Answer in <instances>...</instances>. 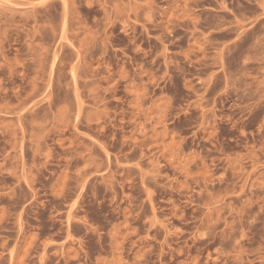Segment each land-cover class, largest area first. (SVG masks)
I'll list each match as a JSON object with an SVG mask.
<instances>
[{
	"label": "rangeland",
	"instance_id": "374dc122",
	"mask_svg": "<svg viewBox=\"0 0 264 264\" xmlns=\"http://www.w3.org/2000/svg\"><path fill=\"white\" fill-rule=\"evenodd\" d=\"M0 264H264V0H0Z\"/></svg>",
	"mask_w": 264,
	"mask_h": 264
}]
</instances>
